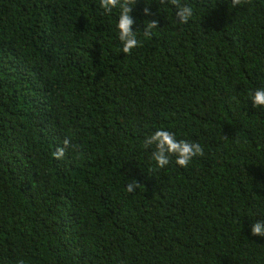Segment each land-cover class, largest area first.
<instances>
[{
    "label": "trees",
    "instance_id": "1",
    "mask_svg": "<svg viewBox=\"0 0 264 264\" xmlns=\"http://www.w3.org/2000/svg\"><path fill=\"white\" fill-rule=\"evenodd\" d=\"M181 3L123 54L118 7L0 0V264H264V0ZM157 130L203 155L158 168Z\"/></svg>",
    "mask_w": 264,
    "mask_h": 264
},
{
    "label": "clouds",
    "instance_id": "2",
    "mask_svg": "<svg viewBox=\"0 0 264 264\" xmlns=\"http://www.w3.org/2000/svg\"><path fill=\"white\" fill-rule=\"evenodd\" d=\"M136 0H100V7L105 13H111L114 8H119L120 14L116 28L118 38L122 43L121 52L130 54L131 50L139 46L136 31L132 30L133 18L130 13ZM250 0H231L233 8L241 6ZM161 5L170 4L175 6V18L180 24H186L193 16V7L189 4H182L181 0H159ZM144 15H150L148 7L143 9ZM158 27V22L151 20L144 27L143 35L150 38L152 29ZM252 107H264V88L257 89L250 97ZM143 146L149 148L154 146L151 158L156 162L158 168H163L170 162V157L175 156V163L181 167H187L189 161L198 155H203V148L199 143H189L184 140L177 141L174 134L166 130H157L144 139ZM66 150H78V145L73 144L69 138H65L62 146L57 147L52 156L56 160H61L65 156ZM140 186L136 181L127 183L125 191L132 193ZM251 234L253 236L264 237V221L257 220L252 224Z\"/></svg>",
    "mask_w": 264,
    "mask_h": 264
}]
</instances>
